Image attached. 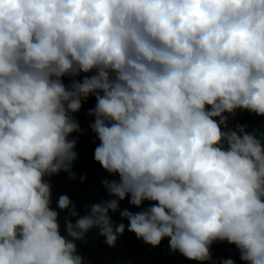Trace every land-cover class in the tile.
<instances>
[{"label":"clouds","instance_id":"obj_1","mask_svg":"<svg viewBox=\"0 0 264 264\" xmlns=\"http://www.w3.org/2000/svg\"><path fill=\"white\" fill-rule=\"evenodd\" d=\"M91 96L94 160L119 180L84 215L58 198L68 239L45 177L75 179ZM237 109L264 116V0H0V264H84L75 241L114 246L116 212L188 260L226 241L264 264V142L228 127Z\"/></svg>","mask_w":264,"mask_h":264},{"label":"trees","instance_id":"obj_2","mask_svg":"<svg viewBox=\"0 0 264 264\" xmlns=\"http://www.w3.org/2000/svg\"><path fill=\"white\" fill-rule=\"evenodd\" d=\"M83 75L78 78H82ZM64 82L68 84V78H64ZM95 103V97H89L83 103L81 110L74 114L81 129L69 137L77 141L75 147L77 159L72 167L75 179H71L69 174L63 171L51 177H45L51 184V207L59 213L60 232L68 239L72 238L68 236L65 222L71 220L75 223L76 217H70L67 210H60L57 207L58 198L61 195H67L75 204L79 214L84 215L87 207L113 198L106 191L103 181L119 180L118 175L109 174L94 160V150L99 140L90 127L94 118L88 115V111L95 106ZM237 125L245 126L247 132L256 134L264 142V116L237 109L234 116L229 115L228 127L235 129ZM82 177L84 179H81ZM129 199L130 196L120 201V210L127 209L135 213L153 203L145 201L141 207H136L129 203ZM110 215L114 224H125V232L118 237L114 246L106 244L105 238L98 235L96 229L90 230L83 240L75 241L77 254L83 258L84 264H222V261L226 259H232L234 264H245L240 259L239 250L226 241H217L211 245L210 260L205 262L188 260L178 251L173 252L170 249L169 238L163 239L159 246L153 247L127 230L129 222L127 219H122L119 212L110 213Z\"/></svg>","mask_w":264,"mask_h":264},{"label":"rangeland","instance_id":"obj_3","mask_svg":"<svg viewBox=\"0 0 264 264\" xmlns=\"http://www.w3.org/2000/svg\"><path fill=\"white\" fill-rule=\"evenodd\" d=\"M89 158H91V156H89ZM85 197H87V195H85Z\"/></svg>","mask_w":264,"mask_h":264}]
</instances>
